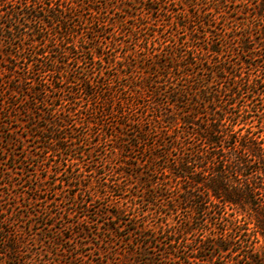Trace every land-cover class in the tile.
<instances>
[{
    "label": "rangeland",
    "instance_id": "obj_1",
    "mask_svg": "<svg viewBox=\"0 0 264 264\" xmlns=\"http://www.w3.org/2000/svg\"><path fill=\"white\" fill-rule=\"evenodd\" d=\"M85 1L91 7L84 6L81 13L85 19L80 20L95 22L97 32H90L88 36L101 46L97 45V49L104 60H97L93 68L95 84L102 76L106 83H112L113 89H118L115 87L130 84L126 76L130 71L135 75L147 71L142 63L151 59L146 55L170 51L182 44L208 47L207 41L220 46V58L224 59L225 65L227 61L239 63L241 58L249 59L254 65L246 66L244 70L259 79L264 78L261 57L264 43H250L260 55L256 60L250 58V53L242 51L234 31L239 36L246 34L247 30L241 29L246 21L235 2L229 1L225 7L220 4L219 13H215L219 19L212 23L214 33L208 36L207 28H202L200 23L210 15L206 13L199 18L189 3L169 6L176 10L174 21L179 19L180 23L176 27L168 21L173 17L158 4L153 5L151 11L145 10L142 0H94L93 4ZM144 23L150 27L146 31L139 30ZM3 34L6 35L0 31L1 71L26 55L14 45H6ZM166 41L168 46H165ZM69 59L65 68L68 72L37 73L36 77L67 90L73 89L78 97L72 99L73 104L58 99V90L51 89L50 84L47 85L51 96L46 101H26L31 110L24 103L23 93H13L12 99H3L0 95V264H57L69 257H73L74 264H145L135 262L132 254V249L139 251L140 245L145 243L152 246L149 250L156 264H234L243 261L248 237L235 232L229 250H222L216 244L223 228L218 219L211 220L207 230L186 236L181 231L187 217L185 208L170 213L161 205L166 203L163 198H156L155 204L147 201V188L161 180L151 172V176L146 173L148 169L142 164L145 158H142L141 150L138 151L140 148L133 151L126 143H134L132 130L120 125L125 119L116 112L122 108L133 113L136 119L137 105L130 104L137 100L113 99L112 110L106 99H87L78 90L80 83L77 80L85 64L78 66L75 59ZM18 63L19 68H23L24 64ZM57 77L67 83L60 82ZM258 91L264 93V82L259 84ZM10 100L13 104H9ZM249 100L237 99L239 108L246 110L244 104L247 105ZM255 101L264 103V95ZM68 109L72 110L71 114L67 113ZM55 110L67 115L66 128L73 140L66 142H71L77 149L70 148L61 153L56 145L48 143V136H55L49 132L53 127L41 117H48ZM261 112H243V119L246 118L248 124L242 127L250 126L264 140V114ZM63 123L61 121V125ZM63 133L56 132V135L62 137ZM64 143L62 140L59 145ZM167 182L176 187L180 185L175 179ZM175 190L165 196L177 194ZM193 224H197L196 220ZM174 238L176 242H170ZM9 241L17 246L13 257L6 256ZM204 242L202 252L194 254L191 251ZM188 255L203 257L191 261Z\"/></svg>",
    "mask_w": 264,
    "mask_h": 264
},
{
    "label": "trees",
    "instance_id": "obj_2",
    "mask_svg": "<svg viewBox=\"0 0 264 264\" xmlns=\"http://www.w3.org/2000/svg\"><path fill=\"white\" fill-rule=\"evenodd\" d=\"M87 1L94 3V0ZM142 1L145 10L152 11L156 4L161 6L167 15L173 17L168 21L176 27L180 23L179 19L174 21L176 10L169 7L171 4L186 6L189 3L199 18L208 13L210 17L201 19L200 23L202 28H207L208 36L214 33L212 23L219 19L215 13H219L220 4L225 7L229 1L235 2L246 21L241 29L247 30L240 36L234 31L238 44L244 53L251 54L250 58L256 60L260 56L250 43H264V0ZM85 5L91 7L85 0H0V31L6 33L2 40L26 54L16 59L21 61L0 70V95L3 99H12L13 93H23L24 103L31 110L26 102L28 99L46 101L51 96L47 85L50 83L44 78L37 79V73L68 72L65 68L69 65V58L75 59L78 66L85 64L77 80L80 83L78 90L87 99H106L112 110L113 99L137 100L130 104L137 105V111H134L136 119L133 113L129 114L122 108L116 112L125 119L120 125L132 130L134 143H126L133 151L140 148L138 151L141 150L142 158H145L142 164L148 169L146 173L151 176V172L161 180L147 188V201L155 204L156 198H163L166 203L161 205L170 213L185 208L187 217L181 231L186 236L207 230L211 220L218 219L223 227L220 240L216 242L220 249L229 250V242L235 232L248 237L244 260L234 264H264V140L250 126L242 127L248 124L246 118L243 119V112L262 111L264 114V103L255 101L264 95L258 91L264 78L259 79L244 70V67L254 65L249 59L241 58L239 63L227 61L225 65L224 59L220 58V46L207 41L208 47L182 44L170 51L146 55L151 59L142 63L147 71H142V75L130 71L126 74L130 84L116 86L118 89H113L112 83H106L102 76L95 84L93 68L97 60H104L97 49L100 45L88 36L90 32H97L95 22L88 23L86 19L83 23L80 20L85 19L81 13ZM185 11L189 12L188 9ZM76 18L79 23H76ZM149 27L144 23L139 30L146 31ZM165 44L168 46L167 41ZM261 57L264 60V55ZM18 62L24 64L23 68H19ZM50 86L58 90L57 98L65 99L69 105L73 104L72 99H78L73 89L67 90L53 83ZM239 98L250 99L247 105L244 104L246 110L239 108ZM138 99L143 101L140 103ZM9 104L13 101L10 100ZM138 109L142 111L138 112ZM56 111L48 117H41L53 127L49 132L55 136H48V143L56 145L61 153L70 148L77 149L71 142L67 143L73 140L66 128L67 115ZM67 113L71 114L72 110L68 109ZM60 120L64 122L62 125ZM42 129L48 131L46 127ZM62 131L64 136L56 135ZM62 140L65 143L59 145ZM45 147L49 149L48 145ZM171 179L179 181L180 185H170L167 181ZM174 190L177 194L165 196ZM199 215L204 218L199 219ZM195 220L196 225L193 224ZM170 242H176V239H170ZM204 244L191 251L194 254L202 252ZM7 248L6 256L13 257L16 243L9 241ZM149 248L152 246L145 243L140 245L139 251L132 249L134 261L156 264ZM199 257L203 256H187L191 261ZM57 264H74V259L69 257Z\"/></svg>",
    "mask_w": 264,
    "mask_h": 264
}]
</instances>
